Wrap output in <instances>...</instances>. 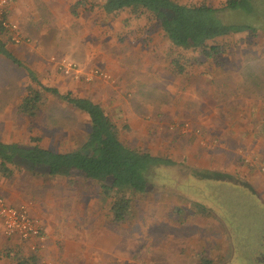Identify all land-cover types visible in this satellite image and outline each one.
Here are the masks:
<instances>
[{"label": "rangeland", "instance_id": "rangeland-1", "mask_svg": "<svg viewBox=\"0 0 264 264\" xmlns=\"http://www.w3.org/2000/svg\"><path fill=\"white\" fill-rule=\"evenodd\" d=\"M176 1L184 5H208L217 9H223L227 4V0ZM255 2L257 8L252 15L241 13V11L237 13L223 11L221 17L231 24L253 26L256 32L246 31L232 34L221 38L220 42L222 41L224 46H228L227 50L230 53L225 54V56L229 55L227 59L231 56L233 60L263 62L259 69L246 70L251 73L250 76L244 74L238 78L239 93L245 92L251 96L233 97L236 98V103L240 106L246 102L245 99H250L249 105L253 106V112L256 114L255 125H264V0H254ZM102 25L100 28H107L105 24ZM95 29V27L81 24L76 26L75 30H69L65 36L69 52H71V44L74 46L75 53L85 51L87 46L92 44V40L93 43L98 44L97 37L94 36ZM117 32L119 34L120 31ZM85 33L89 36L92 35V38L83 37ZM8 35L10 43L13 45L11 34ZM52 36L61 38V40L63 37L54 34ZM27 39L29 42L25 44L31 45V38ZM114 42L115 40L110 41L108 44L110 48L102 44L103 49L106 52L110 51L109 53L114 51L113 55L119 56L121 53L117 48L121 46L118 42ZM43 44L49 48V53L45 60H41L44 62L40 61V64H45L44 69L39 73L35 71L45 85L58 88L61 94L71 92L77 97H90L91 99H97L95 98L97 96L91 95L94 94L95 89L100 88L106 92V95H114L113 105L119 104L122 108L124 107V101L117 98L122 97L119 96V93L123 94L125 86L118 83L114 74L117 71L114 68L113 72L111 69H101L97 66L83 70L81 64L72 56L63 55L57 56L60 57L57 58L54 53L50 54V51L55 52L53 43L50 42L49 45L44 41ZM17 46H22V44ZM238 46H241L239 50ZM37 49L41 50L42 47L38 46ZM30 56L32 57V54ZM62 59L78 66L81 71L78 78L62 73L57 65V62ZM33 60L38 59L34 56L30 63ZM104 60L103 56L98 55L93 61L100 64ZM23 63L30 64L25 61ZM110 65L113 67V64L110 63ZM96 70L109 75L110 79L104 80L92 76L91 73ZM193 70L188 84H180V80H178L179 84H176V89L179 91L173 95L175 100H180L179 103L184 101L183 107H180L176 100L175 103L172 102L173 112L165 113L163 118H159V116L144 117V122L149 126L153 125L154 129L141 125L138 128L139 132H132L129 127L127 130L123 127L125 130L123 136L126 138L124 142L129 146L143 152L154 154L157 152L159 155H163L162 157L170 158L176 162L174 166L159 167L153 171L151 191L130 195L133 201L132 211L125 224H114L108 220L106 217L108 203L101 199V184L87 180L86 189H89L91 193L87 195L85 201L78 203V207L81 209L80 212L88 210L89 218L90 212L93 210V220L87 228V236L83 230L80 233L84 237L82 241L88 239L89 244L94 242L99 251L93 254L95 259L79 260L78 264H225L230 261L231 254L222 258L218 252L227 250V248H231L233 252L232 235L240 234L241 237H244L243 240L248 238L254 243L264 230L263 204L259 196H253L243 189L251 188L247 181L240 179L225 180L224 182L203 180L208 174L200 172H203V169L213 170L211 167L215 165L211 159L224 150L218 151L220 146L218 140H208L204 137L208 126L203 129L199 125V121L203 113L207 117L213 116L215 108L220 103L216 101L217 96H199L203 86L198 83L199 71ZM24 75V71L13 70L9 66L6 68L5 80L9 81H6L4 88H0V96L6 99L1 100L0 98V102H2L0 112L6 114L5 123L21 118L17 113V108L21 97L27 91V85L22 82ZM209 83L210 87L214 89L215 82L209 81ZM102 92L97 91L96 94ZM155 92L158 93L157 97L160 100L167 98L164 87L162 90L155 89L152 94L154 95ZM103 103L106 108L112 104L109 100ZM179 110H182L180 114H185L184 117L178 115ZM111 118L120 124L122 116L120 114L112 115ZM29 121L31 123L30 129L28 128L29 136L32 139L34 138L46 146H57L60 151L64 152L79 148L80 144L86 141L91 126L89 119L84 114L77 112L57 96L46 98L40 116ZM175 121L189 123L190 131L182 133L181 129L173 127ZM237 121L242 125L238 117ZM212 127L219 131L214 124ZM192 130L197 137L188 136ZM133 133H137L141 141L128 137L132 138ZM212 135L214 136V134ZM225 152L230 153L222 156L223 163L229 168L234 166L231 164H234L235 156L239 154L243 166H247L251 171L252 168L254 170L258 168L263 173L262 164L255 167L257 152L253 148L238 147L234 142ZM248 155L253 156V166L246 162ZM260 162L263 163L264 159ZM97 195L98 198H93ZM82 247L85 248L86 245L84 244ZM87 247L89 248V245ZM30 252L39 255L42 251L32 252L30 250ZM44 261L46 262L42 258L39 259L40 264H43ZM46 263L48 264V262Z\"/></svg>", "mask_w": 264, "mask_h": 264}, {"label": "crops", "instance_id": "crops-1", "mask_svg": "<svg viewBox=\"0 0 264 264\" xmlns=\"http://www.w3.org/2000/svg\"><path fill=\"white\" fill-rule=\"evenodd\" d=\"M105 3L106 0H18L9 6L10 18L19 25L20 31L25 38H31L32 44L12 45L9 33L6 34L7 32H4L0 35V41L6 45L7 51L16 60L14 62L0 54V88H4L8 80H5L8 66L13 68V70L24 71L25 75L22 82L27 85V91L21 97L17 108V113L21 118L5 123L6 114L0 112V147L39 146L56 153H67L60 151L57 146L43 145V143L41 144V142L39 143L29 136L31 125L29 120L39 117L42 109L34 118L23 116L19 111L22 99L27 95L28 89L32 85L30 72L33 71L39 82L45 85L37 74L45 66V64H40V61L45 60L49 53V48H46L43 44L44 41L49 45L50 42L55 45L53 48L55 52L50 51V54L54 53L56 57L63 55L72 56L81 64L80 66L83 70L97 66L101 69H111L112 72L113 68L117 71L114 74L118 83L122 84L123 87L125 86L123 94L119 93V96L122 97L117 98H121L124 101L123 108L119 104L113 105L115 101L113 99L114 95H106V92L100 88L95 89L94 94L91 95L97 96L95 97L97 99H91L90 97L86 99H90L100 105L110 117L118 114L122 116L121 122L123 121L124 124L121 122L120 124L115 122V124L123 142L124 139L126 140L123 136L125 133L124 128L127 130V127H129L132 132H139L138 128L141 125L144 127L149 126L144 122V117L159 116V118H163L165 113L173 112L172 102L175 103L176 100L179 106L183 107L184 101L179 103L180 100H175L173 96L179 91L176 89V84H179L177 83L178 80H180V84H188L193 75V69H196L199 71L198 83L203 86L199 96H217L216 101L220 103L215 108L213 116L207 117L203 113L199 121V125L203 129L208 126L205 133L202 131L204 137L208 140H218L220 142L218 151L224 150L211 159L213 165H215L211 167L213 170L203 169V172L208 174L206 179L221 182H224L227 178H229L228 180L240 179L247 181L251 188H242L253 194V196H259L264 207V171L261 173L257 168L258 164L260 166L262 164L260 160L264 159V125H255L254 118L256 114L253 112V106L249 105L251 103L250 99H245L246 102L240 106L236 103V98L233 97L251 96L245 92L239 93L238 78L244 74L250 76L251 73L246 70L259 69L263 62L233 60L231 56L227 59L229 55L225 56V54L230 52L227 50L228 46L224 45V53L216 61L202 59L196 63L188 62L189 57H192L191 51L172 45L160 24L152 15L143 11L134 13L130 9L121 10L116 14L108 13L104 10ZM81 24L96 28L94 36L97 37L96 42L98 44L93 43L92 40V44L90 43L91 45L89 44L86 50L80 53H75L74 46L71 44V52H69L65 36L69 33V30H75L76 26ZM102 24H105L107 28H100ZM118 30L121 34L120 32L117 34ZM53 34L55 36H63L62 40L61 38L53 37ZM84 36L88 39L92 38V35L89 36L86 33ZM111 40H115L121 46L117 48L121 53L119 56L113 55L114 51L111 53H109L110 51H104L103 46L109 47L108 44H110ZM58 43L59 46H57ZM37 45L41 46L42 49L38 50ZM239 48L241 46L237 47L238 50ZM57 49L59 50L57 51ZM67 52L70 55H67ZM30 54H32V57ZM98 55L103 56L105 59L100 64H96L93 61ZM34 56L38 60H33L30 63L31 58L34 59ZM24 61L30 64L25 65ZM110 63L113 64V67ZM209 81L215 82L214 89L210 87ZM163 87L167 98L160 100L157 97L159 96L158 93L155 92L153 95L152 92L155 89L162 90ZM51 88L59 91L56 87ZM97 91L103 92L96 94ZM70 94L75 96L71 92ZM255 95L260 96L258 94ZM50 96L54 95H47L46 98ZM0 98L1 100H6L2 96ZM108 100L112 104L106 108L103 102ZM73 109L76 110L75 108ZM181 112L182 110H179L178 115L184 117L185 114H180ZM80 113L89 119L86 113ZM237 117L242 125L237 121ZM213 124L219 131L212 127ZM149 127L154 129L151 124ZM91 128L92 124L90 132ZM148 131H150V128H148ZM138 136L137 133H133L132 138L128 137L141 141ZM188 136L197 137L193 130ZM9 137L11 138L9 139ZM234 142L238 147L245 146L256 150L255 167L257 169L254 170L252 168L251 171L247 166H243V161L239 154L235 156L236 160L234 164H231L234 165L231 168L223 163L222 156L226 153L230 154L225 151ZM84 143L80 144V147ZM2 151L0 149V165L3 162L1 158ZM151 154L153 155L154 153ZM154 156L172 161V166L176 163L170 158L162 157L163 155H159L157 152ZM6 170L3 173L0 172V197H3L11 206L28 204L31 214L42 221L48 244L39 255L33 254L29 250V242L22 240L19 236L8 237L0 221V264H18L24 258L34 255L37 257L36 264H40L39 259L41 260V258L46 260L48 264H78L79 260L88 261L95 259L93 254L98 253L99 249L95 247L94 242L89 244L88 239H83L85 241L83 243L82 238L84 237L80 233L83 230L87 236V228L93 220V210H91L89 218V211L82 210L80 212L81 209L78 207V203L85 201L87 195L91 193L89 189H86L87 180L89 179L77 172L69 176L50 174L45 168H34L19 159H14L13 162L8 163ZM100 194L102 201L108 203V210L106 211L108 220L114 224H125L127 220L116 222L113 219L111 212L113 199L104 197L102 187ZM96 197L98 198L99 196L97 195L93 198ZM84 244L86 245L85 248L82 247ZM88 245L89 248L87 247ZM218 253L222 255V258H226L232 251L231 248H227V250H221Z\"/></svg>", "mask_w": 264, "mask_h": 264}, {"label": "trees", "instance_id": "trees-1", "mask_svg": "<svg viewBox=\"0 0 264 264\" xmlns=\"http://www.w3.org/2000/svg\"><path fill=\"white\" fill-rule=\"evenodd\" d=\"M254 0H227L223 9L208 5H183L176 0H106L104 10L116 14L130 9L147 12L160 24L171 44L189 50L188 62L202 59L216 61L224 53L221 38L232 34L255 31L253 26L231 24L221 17L223 11L252 15L256 9ZM5 30L0 26V35ZM0 54L16 61L0 41ZM32 85L22 99L19 111L34 118L44 107L47 95L61 98L67 104L88 115L92 128L86 142L76 151L56 153L39 146H1L0 172L7 171V164L19 159L34 168H45L50 174L69 176L74 172L86 179L99 182L106 198H112L111 212L116 222H124L132 211L133 194L151 191L152 173L159 167L172 166L173 162L124 143L113 119L94 101L79 98L43 85L30 72ZM9 172V170H8ZM7 173V172H6ZM205 174V172H200ZM203 179H206L204 177ZM207 180V179H206ZM37 257L24 258L18 264H36Z\"/></svg>", "mask_w": 264, "mask_h": 264}, {"label": "built area", "instance_id": "built-area-1", "mask_svg": "<svg viewBox=\"0 0 264 264\" xmlns=\"http://www.w3.org/2000/svg\"><path fill=\"white\" fill-rule=\"evenodd\" d=\"M17 1L0 0V26L5 32L11 34L14 44L21 45L29 42V40L23 36L19 25L9 17V6ZM57 65L65 75L78 78L81 74L76 64L65 59L58 61ZM91 74L104 80L110 79L109 75L99 70L93 71ZM173 127L181 129L182 133H187L191 129L190 124L187 122L180 123L175 121ZM246 162L251 163V166H253V156L248 155ZM262 168L264 169V162L262 163ZM0 221L8 237L19 236L22 240L28 241L32 252H40L46 248L47 236L42 221L31 214L28 204L11 206L3 197H0ZM43 264L47 263L44 261Z\"/></svg>", "mask_w": 264, "mask_h": 264}, {"label": "flooded vegetation", "instance_id": "flooded-vegetation-1", "mask_svg": "<svg viewBox=\"0 0 264 264\" xmlns=\"http://www.w3.org/2000/svg\"><path fill=\"white\" fill-rule=\"evenodd\" d=\"M243 238L240 234L232 235L233 252L225 264H264V230L254 243Z\"/></svg>", "mask_w": 264, "mask_h": 264}, {"label": "water", "instance_id": "water-1", "mask_svg": "<svg viewBox=\"0 0 264 264\" xmlns=\"http://www.w3.org/2000/svg\"><path fill=\"white\" fill-rule=\"evenodd\" d=\"M229 178H227V180H228Z\"/></svg>", "mask_w": 264, "mask_h": 264}]
</instances>
